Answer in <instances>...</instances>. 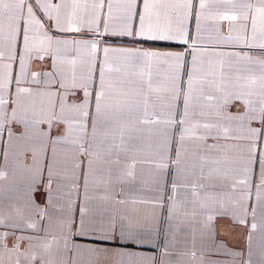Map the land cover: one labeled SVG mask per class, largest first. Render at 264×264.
Returning <instances> with one entry per match:
<instances>
[{"label": "snow or ice", "instance_id": "1", "mask_svg": "<svg viewBox=\"0 0 264 264\" xmlns=\"http://www.w3.org/2000/svg\"><path fill=\"white\" fill-rule=\"evenodd\" d=\"M208 21L215 35L205 37L202 22ZM124 40L133 46H113ZM149 42L182 50L145 48ZM237 47L239 52L223 50ZM196 100L211 110L213 121L193 119L202 114L194 109ZM5 134L0 180L8 177L11 153L21 182L14 201L0 205V264L5 255H15V264L22 257L49 264L37 246L46 253L55 246L62 264H175L181 229L172 221L188 215L181 211L184 192L201 207L216 205L202 222L213 256L264 264V0H0V138ZM192 140L225 159L202 155L199 173L189 181L186 145ZM170 141L177 145L174 159ZM138 165L161 177L174 173L170 187L157 184L155 199L133 201L155 207L163 187V244L162 219L89 207L92 199L127 204L110 189L121 177L135 180ZM102 174L106 179L97 181ZM94 187L100 189L96 197ZM217 217L247 229L246 256L215 241ZM258 231L262 243L254 261ZM77 237L89 243H77ZM190 243L182 255L225 264L197 257L195 236ZM149 245L157 254L140 255Z\"/></svg>", "mask_w": 264, "mask_h": 264}, {"label": "crops", "instance_id": "2", "mask_svg": "<svg viewBox=\"0 0 264 264\" xmlns=\"http://www.w3.org/2000/svg\"><path fill=\"white\" fill-rule=\"evenodd\" d=\"M53 2H58V0H53ZM203 34L205 37H210L215 35V26L211 21L202 22ZM227 25H225V28ZM189 29L193 33H195L196 25L195 22L192 21L189 23ZM111 39L109 43H111ZM113 46H123V47H132L133 44L129 40H124L122 43L118 42ZM139 46V45H136ZM145 48H153L156 50H173L180 51L182 47L176 44H169L168 42H149L143 45ZM225 52L227 51H236L239 52L240 48L237 47L235 49H223ZM254 54H258L254 53ZM205 63L201 66L203 71H208L207 66V57L203 58ZM192 57L189 55L187 57V63L185 64L183 79L187 80V72L191 68ZM198 95V94H197ZM250 99L255 100L256 97H251ZM194 109L197 113H202L200 115H196L193 117L195 120L199 121H213L214 115L211 110L208 108H201L198 100L194 101ZM178 111H183V102L182 98L178 101ZM231 111H236V108H232ZM179 133L177 132L176 138H178ZM8 137L5 134L2 138H0V151L8 148L7 144ZM208 144H212V140L207 141ZM147 146V145H146ZM261 146H264V142H261ZM177 149L176 143L170 141L169 142V154L172 158H175V152ZM186 167H187V179L189 181L195 180L196 175L199 173V168L201 164L200 157L207 156L209 161L219 159L221 162L225 159V153L221 152H206L204 149V144L202 141L192 140L189 141L186 145ZM4 165L3 156L0 155V167ZM84 169H87V165L85 164ZM209 167H215V165L209 164ZM8 171V177L5 180H0V205H3L5 208L9 206V204L14 201V199L19 195L18 186L21 182L20 169L18 167V162L12 158L10 153V158L8 162V167L5 169ZM207 171V168L205 169ZM174 173L173 171H169L166 176H158L154 169L150 166L145 165L143 167L137 166L136 179L130 180L126 177H121L119 182L114 183V189H110L112 194L118 193L119 196L126 201H128L125 205H120L115 203L112 200L102 201L99 199H92L89 201V207L93 211L107 210L109 212H113L117 216L121 214H132L135 213L139 218L148 220H152L153 218L162 219L164 222L161 224V233H160V243H165L164 233L168 228L167 217H168V208L165 206L166 204V194L163 191V187L160 189V197L161 201L155 207L151 204H140L133 203V201H141V200H153L155 199L154 189H156L157 184L163 185L166 181L168 186H171V181L173 179ZM101 178L106 179V175L102 174L101 177H97V181ZM212 191V189H209ZM91 194L93 197H96L100 194V189L94 187L91 190ZM193 199L190 193L184 192L180 196V200L182 202H186L183 204L181 211H186L188 213L187 216L181 215L178 219L172 221V226L175 227L179 225L181 231L177 234V240L181 241V243H177L174 248V255L172 256V260L175 264H199V260L190 257L189 255H182L181 253H186L192 248V244L190 243L193 236H195L197 240L196 250L197 257L203 255L205 260H223L225 264H239V260H234L229 256L216 257L211 254L209 249L208 237L205 228L203 227V220L205 216L212 210L215 209L216 205L211 201H208L204 207L200 206L199 202H193ZM84 200L83 189H81L80 200L76 201L77 209L82 206ZM196 213L197 215L193 217L192 213ZM75 218L77 221L79 220V212L78 210L75 212ZM215 228H214V239L217 243H223L228 249L232 250H244L245 256L247 255V238L246 232L247 229L243 226H238L235 224L231 218L229 217H217L214 220ZM22 233L17 232L16 235L19 236ZM184 241H189L187 244ZM76 242L80 244H88L89 240L82 237H77ZM9 245L12 243V238H9ZM262 243L261 233L258 231L252 242V251H253V260H259V250ZM25 246H21V250ZM36 252L41 256H46L48 258L49 264H62V257L56 253L55 246L52 251L45 252L41 247L37 246L35 249ZM158 250H155L151 245L145 246L141 251L140 255L143 256H152L157 254ZM16 257L15 255L9 257L7 255L4 256V264H15ZM20 264H31L29 259L21 258ZM35 264H40V261L37 260ZM143 264H151L150 260H145Z\"/></svg>", "mask_w": 264, "mask_h": 264}]
</instances>
